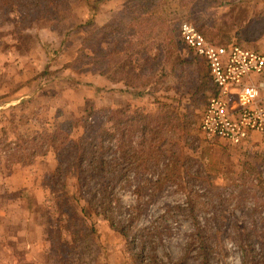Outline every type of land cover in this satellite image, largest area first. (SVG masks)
<instances>
[{
  "label": "rangeland",
  "instance_id": "374dc122",
  "mask_svg": "<svg viewBox=\"0 0 264 264\" xmlns=\"http://www.w3.org/2000/svg\"><path fill=\"white\" fill-rule=\"evenodd\" d=\"M130 1L69 0L70 11H62L59 20L42 15L21 23L17 11L10 10L8 19L0 22V264H59L74 251L69 234L58 222L56 202L50 199L53 195L45 185L57 166L55 153L45 149L43 154L33 155L35 145L30 138L44 131L52 132L59 123L76 120L89 110L109 107L106 86L88 100L85 91L76 85L77 77L70 74L72 71L81 77L96 73L90 61L80 54L91 32L93 38L103 39L96 49L117 52L128 46L118 22L109 34L97 29L112 19L126 24L131 16L125 12ZM201 1L165 0L164 10L179 25L185 21L193 23L215 44L235 43L240 32L248 38V41L241 39L242 44L250 49L264 45V0H223L227 4L211 9H203ZM155 24L158 25L150 34L157 37L145 39L130 53L136 66L145 67L146 74L153 78L149 87L141 88L145 94L142 99L134 96L137 100L134 105L145 106L154 113L160 101L192 116L195 128L181 140L192 143L185 148L195 160L180 167V172H186L183 182L177 179L162 186L156 198H150L148 193L139 200L135 180L119 192L124 214L128 216L134 207L140 206L144 210L136 225L156 226L161 234L155 243L148 244L145 262L176 264L186 254L188 244L191 247L188 263L197 262L201 260L197 248L205 241L209 244V264H264V139L257 136L255 143L233 146L223 140L205 138L200 121L212 91L210 75L206 90L195 88L201 66L208 71L206 62L184 46L168 60L164 53L161 62L154 65L147 58L153 59L161 46L168 43L163 32L168 27L161 28L163 23L159 21ZM44 28H50L58 42L44 44L48 55L43 62L55 70L42 67L40 73L34 72L29 74L30 79L22 80L19 70H32L31 61L19 69L14 63L15 56L17 53L38 56L32 48L41 39ZM139 34L135 42L143 38ZM145 47L150 48L145 51ZM115 54L116 61L120 56ZM182 59L186 64L180 62ZM187 71L191 80H181L180 75L185 76ZM72 78L74 81L69 82ZM123 97L116 96L111 108L126 103ZM95 100L102 106L96 107ZM170 132L167 130L161 140H169L170 149L183 150V141L175 142L179 138ZM79 135L76 130L74 137ZM161 171L162 165L146 173L157 176ZM76 183L71 179L66 193L74 192ZM92 221L98 229L95 246L101 252L95 264H135L127 244L114 235L109 224L102 218Z\"/></svg>",
  "mask_w": 264,
  "mask_h": 264
},
{
  "label": "trees",
  "instance_id": "16d2710c",
  "mask_svg": "<svg viewBox=\"0 0 264 264\" xmlns=\"http://www.w3.org/2000/svg\"><path fill=\"white\" fill-rule=\"evenodd\" d=\"M201 4L203 9H211L227 3L223 0H202ZM198 5L199 1L196 3V6ZM164 6L165 0H131L125 9V12L131 15L126 24L123 20L112 19L111 22L97 29L109 34L114 23L118 22V26L122 28V37L128 40V46L121 47L117 52L101 47L96 49V45H100L103 39L93 38L94 33L91 32L84 40L80 50L81 57L90 61L96 73L113 83L124 82L127 87L133 89L149 87L153 83V78L146 74L145 67L136 66L130 53L136 46L144 43L145 39L150 41L157 37L150 34L158 25L155 22L163 23L160 24L161 28L168 27L163 29V32H166L164 40L168 43L166 46H161V51L154 54L153 59L147 58L154 65L161 62L164 53L168 60L180 49L187 47L180 38L181 24L179 25L171 14L165 12ZM10 10L17 11L21 23L32 21L33 17L40 18L42 15L47 19L59 20L62 11H70V2L69 0H0L1 24L8 19ZM170 26L172 29L169 28ZM138 33H140L139 37L142 35L143 38L135 42ZM237 35L240 36L239 40L233 44L243 46L241 39L248 41L247 36L240 32H237ZM149 48L145 47L144 50ZM115 53L120 56L116 61ZM136 53L144 56L140 51ZM184 61L182 59L180 62L186 64ZM208 73L209 71L202 69L201 66L197 73L196 91L206 90ZM181 75V80H191L192 75L188 71L185 76ZM173 90L178 92L179 88ZM213 91L212 84L211 94ZM137 94L144 95L143 92ZM151 113L145 106H135L126 102L118 108L89 110L85 116L76 120L59 123L52 132L44 131L30 138V142L35 145L33 155H40L45 149H51L56 156V169L47 178L45 185L53 195L51 201L56 202L58 222L69 234L74 248V251L68 253L67 260L59 264L98 262L101 252L95 246L98 229L92 221L94 218H102L106 221L114 235L127 244V251L135 264H147L145 261L148 256L144 251L148 244L155 243L161 234L156 226L140 228L136 225L144 210L140 206L134 207L133 212L126 216L119 192L135 180L138 181L135 193L139 200L148 193L150 198H156L162 186L175 183L177 179L183 182L186 179V172L183 170L180 172V167L195 159L191 157V151L185 148L192 143L181 139L188 136L196 124L191 121L192 116L174 109L165 102L159 101L155 112ZM76 130L80 131L77 138L74 137ZM167 130H170L177 139L179 138L175 142L183 141V150L170 149L168 146L172 145L169 140H161L168 133ZM161 165L163 171L159 175L146 173ZM73 178L77 183L74 185V192L68 194L66 192L70 187L69 182ZM147 189L151 192H147ZM61 199L65 202H61ZM208 245L207 242L201 241L197 248V256H201V260L188 263L191 259L189 256L191 247L188 244L186 254L176 264H209Z\"/></svg>",
  "mask_w": 264,
  "mask_h": 264
},
{
  "label": "built area",
  "instance_id": "2783aa9c",
  "mask_svg": "<svg viewBox=\"0 0 264 264\" xmlns=\"http://www.w3.org/2000/svg\"><path fill=\"white\" fill-rule=\"evenodd\" d=\"M179 31L183 43L206 62L214 87L200 121L205 138L233 146L264 139V45L215 44L187 21Z\"/></svg>",
  "mask_w": 264,
  "mask_h": 264
},
{
  "label": "crops",
  "instance_id": "0c3cea01",
  "mask_svg": "<svg viewBox=\"0 0 264 264\" xmlns=\"http://www.w3.org/2000/svg\"><path fill=\"white\" fill-rule=\"evenodd\" d=\"M53 31L50 28H44L43 29V34H41V39L36 40L34 43V47L32 48V50L35 51L36 55H38L40 57V59L38 60V56H25L23 53H17V55L15 56L16 60H14V63L17 65V67L19 69H22L23 64H25L26 62H30L31 61V68L32 70L27 69L26 71L24 70L23 72L21 70H19V74L21 75L22 80H28L30 79V75L29 74H34V72L36 74L40 73V68L46 69L48 68L49 70L51 69L52 71H54L55 69L53 67L50 68L49 64L47 63L46 66V62H43V57L47 56L48 52L46 50V48L44 47V44H46L47 42H57V40L54 38L53 35ZM45 36V37H44ZM58 43V42H57ZM230 45H234L233 43L224 45V46H230ZM58 45H56L55 47H57ZM244 48H249L245 45L241 46ZM263 47V46H262ZM260 47V48H262ZM257 48V49H260ZM250 49V48H249ZM16 54V53H15ZM27 54V53H26ZM71 61V60H70ZM58 64V62H56ZM29 70V71H28ZM69 69H64L63 71L66 72ZM71 77H77L76 78V85L81 87L84 91L85 94L84 96L86 98H88V100L90 99V97H93L94 95H96V93L98 92L99 88L101 87H107V97H108V106L109 107H113V102H115V98L116 96L119 97L120 94H122L124 97V101H127L128 103L131 104H135L134 101H137L134 98V96H138L139 99H142L143 96H140L139 94H137V92H141L142 89H133V88H129L125 85L124 82H118V83H113L110 80H108L107 78L101 76L98 73H93V74H85V75H81L78 76L77 74L72 73L71 71ZM69 80V79H68ZM73 78L69 80V82H73ZM74 83H71V85ZM137 91V92H136ZM136 93V94H135ZM84 96L82 95V99H84ZM84 102V100H83ZM94 104L96 105V107H99L100 105L102 106V103L99 101V103L97 102V100H95Z\"/></svg>",
  "mask_w": 264,
  "mask_h": 264
}]
</instances>
